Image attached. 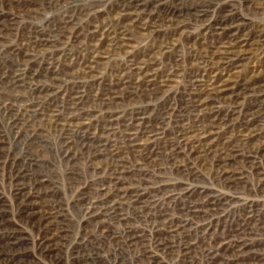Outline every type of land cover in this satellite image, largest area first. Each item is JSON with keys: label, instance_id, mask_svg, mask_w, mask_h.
Listing matches in <instances>:
<instances>
[{"label": "rangeland", "instance_id": "1", "mask_svg": "<svg viewBox=\"0 0 264 264\" xmlns=\"http://www.w3.org/2000/svg\"><path fill=\"white\" fill-rule=\"evenodd\" d=\"M121 1L0 0V264H264V98L249 93L204 112L189 105V91L206 79L198 58L204 29L232 13L253 36L264 24L261 0L156 3L154 16L207 3L199 18L163 31L170 43L164 54L160 39L142 31L129 32L119 52L104 49L107 24L123 14ZM98 40L100 55L88 72L86 44ZM262 51L250 53L239 80L264 81ZM143 60L158 76L178 72L156 97L121 96L137 83L149 88L127 71ZM72 100L89 116L76 119ZM181 129L205 138L175 147ZM147 130L156 132L155 142L143 144ZM134 131L142 150L131 147ZM204 144L214 151L205 155ZM219 152L233 156L219 165ZM187 204L210 209L191 213Z\"/></svg>", "mask_w": 264, "mask_h": 264}, {"label": "bare ground", "instance_id": "2", "mask_svg": "<svg viewBox=\"0 0 264 264\" xmlns=\"http://www.w3.org/2000/svg\"><path fill=\"white\" fill-rule=\"evenodd\" d=\"M22 1H25L27 5L30 4V2H33V0H19V3L21 4ZM47 1H52V0H47ZM162 0H122L121 1V11L123 14H119V17L113 19L108 25L106 29V34L110 35V38L108 37V47L104 49H108V52L111 53H116L122 50L124 46H128L127 44V37L129 32H139L142 31L145 37L153 39L155 42L157 38L160 39L158 42L157 47H158V52L164 54L169 52L170 49V43L168 41V38L163 34V31L165 29H168L169 27H173L174 29H177L182 23L185 24V21L188 20L186 19L187 16L191 19V17L194 18H199L200 13H202L206 4L202 3L201 5H197V2H194L193 4L196 5L194 7H187L185 10L179 11L172 9L170 12V9L167 7L165 8V12L162 16H154L150 13V11L158 6V4ZM205 1V0H204ZM17 2V1H16ZM162 3V2H161ZM190 3V2H189ZM185 4V3H184ZM215 4V3H214ZM261 5V7L264 9V0H261L260 3H257ZM256 4V5H257ZM182 6V5H181ZM182 8V7H181ZM213 9V8H211ZM203 10V11H202ZM222 10V9H221ZM225 10V9H224ZM153 11V10H152ZM157 11V10H156ZM214 11V10H212ZM232 12V10H230ZM154 12V11H153ZM94 15V14H93ZM122 15V17H120ZM219 16V14H218ZM214 17V16H213ZM129 20H126L128 19ZM193 18V19H194ZM207 19V18H206ZM209 19V18H208ZM111 20V19H110ZM192 21V20H190ZM199 21V20H198ZM207 21V20H206ZM209 21V20H208ZM241 19L232 13H229V15L222 14L218 19H216L213 23H210L206 29V32L204 34H207L205 38L207 40L206 45L202 49V53L199 55V59L202 62L204 73H202L200 76L202 78H206L204 83L201 85L194 84L195 91L191 92L189 91V95L191 96L189 105L196 111V112H204V110L213 104H216L218 102H236V99L239 97H242L243 95H247L249 93L255 95V99H263L264 98V81H257L253 80L251 81L254 76H252L249 80V78L245 81L239 80V76L241 74V70L243 71V68L247 66L248 59L250 58L249 55L252 53L254 48L260 47L263 49L262 52H264V24L259 27V30L256 31V33H253V36L250 34L249 30L248 32H243L241 29L242 23H240ZM207 23V22H206ZM259 24V23H257ZM247 25V24H246ZM185 25H183L184 27ZM249 26V25H248ZM188 27V26H187ZM203 27V26H201ZM252 27V26H251ZM250 28V27H249ZM203 30V31H204ZM170 31V30H169ZM208 31V32H207ZM71 32V31H70ZM186 32V30L184 31ZM140 33V32H139ZM166 33V32H165ZM90 34V33H89ZM103 34V33H102ZM163 34V35H162ZM199 34V33H198ZM203 34V35H204ZM85 35V34H84ZM130 35V34H129ZM39 36V35H38ZM86 36V35H85ZM89 36V35H88ZM87 36V37H88ZM165 36V39L163 37ZM170 36V35H169ZM188 36V35H187ZM197 36V35H196ZM94 37V36H93ZM101 37V36H100ZM130 37V36H129ZM171 37V36H170ZM95 38V37H94ZM131 38V37H130ZM181 38V37H180ZM86 39V38H85ZM173 39V38H172ZM183 39V38H182ZM130 40V39H129ZM189 41V40H188ZM48 42V41H47ZM155 42V43H156ZM180 42V41H179ZM187 42V41H186ZM178 43V42H177ZM205 43V42H204ZM100 44H102L101 40H98L96 44L92 43L89 45L86 44V46L91 50V52L88 54L90 59H86L87 64L85 65L86 71L89 72V70L92 68L93 64L96 62V58L100 55L99 50L97 48H100ZM138 44V43H137ZM152 44V43H151ZM176 44V43H175ZM130 45V44H129ZM80 46V45H79ZM193 46V45H192ZM137 47V46H136ZM156 47V48H157ZM173 47V46H172ZM141 48V47H140ZM153 49V48H152ZM102 50V49H101ZM193 50V48H192ZM260 50V49H257ZM130 51V50H129ZM157 51V50H156ZM173 51V50H172ZM256 51V50H255ZM261 52V53H262ZM104 53V52H103ZM143 53V52H140ZM87 54V53H86ZM127 54V53H126ZM135 53H133L134 55ZM170 54V53H168ZM263 54V53H262ZM87 55V56H88ZM141 55V54H140ZM192 55V54H191ZM104 56V55H103ZM156 56V55H155ZM260 56V54H259ZM105 57V56H104ZM254 57V56H253ZM171 58V57H170ZM176 58V57H175ZM159 59V58H158ZM161 59V58H160ZM172 59V58H171ZM197 59V58H196ZM177 61L176 59H174ZM98 61V60H97ZM143 60L141 63H135L134 66H129L127 67L129 71V77L135 76V79L142 80L148 84L149 88H144V89H139L136 84V86H127L123 88L120 92H123V95H127V97H130L131 95H138L139 97L142 98H152L156 97L157 94H161L169 84L171 80L172 75H176L175 73L178 72V69L174 68L170 70H166L168 73L166 74H160L158 76L157 72H155L153 69H150V66L147 62H144ZM170 61V60H169ZM197 61V60H196ZM131 62V61H130ZM138 62V61H137ZM153 62V61H152ZM171 62V61H170ZM182 62V61H181ZM124 63V62H123ZM133 63V62H132ZM184 64V63H183ZM196 64V63H195ZM262 68L264 69V63H261ZM178 65V64H177ZM201 65V64H200ZM253 65V64H252ZM126 66V65H125ZM128 66V65H127ZM162 66V65H161ZM165 66V65H164ZM176 66V65H175ZM181 66V64H180ZM183 66V65H182ZM197 66V65H196ZM82 67V66H81ZM96 67V66H95ZM170 67V66H169ZM202 67V66H201ZM184 68V67H183ZM197 68V67H196ZM200 68V67H199ZM84 69V67H83ZM158 69V68H157ZM161 69V68H160ZM183 70V69H181ZM209 70V71H208ZM247 70V69H246ZM196 71V70H195ZM75 72V71H74ZM194 72V71H193ZM253 70H251V73ZM47 73V72H46ZM196 73V72H194ZM206 73V74H205ZM260 73V72H259ZM255 74V73H254ZM127 75V74H126ZM247 75V74H246ZM250 75V74H249ZM192 76V75H191ZM76 77V76H75ZM242 77V76H241ZM248 77V76H247ZM88 78V77H87ZM196 78V77H195ZM159 79V80H157ZM245 79V78H244ZM201 80V79H200ZM237 80V81H236ZM195 81V80H194ZM132 83V82H131ZM118 85V84H117ZM127 85V84H126ZM173 85V84H172ZM192 85V84H191ZM101 86V84H100ZM123 86V85H122ZM105 87V86H104ZM170 87V86H169ZM172 87V86H171ZM185 87V86H184ZM183 87V89H184ZM48 88V87H47ZM115 88V87H114ZM41 89V88H40ZM52 89V88H51ZM170 89V88H169ZM36 90V89H35ZM118 90V89H117ZM166 90V89H165ZM164 90V91H165ZM42 91V90H41ZM185 91V90H184ZM113 92H115L113 90ZM51 93V92H49ZM53 93V92H52ZM51 93V94H52ZM102 94V93H101ZM116 94V93H115ZM164 94V93H163ZM170 94V93H169ZM187 94V93H186ZM54 95V94H53ZM52 95V96H53ZM104 97L110 98V95L103 94ZM113 96V94H112ZM111 96V97H112ZM56 97V96H54ZM53 97V98H54ZM74 98V97H73ZM72 98V99H73ZM99 98V97H98ZM189 98V97H188ZM105 99V98H104ZM136 99V98H135ZM248 99V98H247ZM156 100V99H155ZM187 100V99H185ZM255 100V101H256ZM159 101V100H158ZM252 101V100H251ZM104 102V101H103ZM153 102V101H152ZM263 102V101H262ZM72 107L74 109L80 110V115L76 116V119H83V115L89 116L90 112L87 113V109L81 106H77V101L72 100ZM101 103V102H100ZM140 104V103H139ZM149 104V103H148ZM135 105V104H133ZM187 105V104H186ZM109 106V105H108ZM140 106V105H139ZM163 106V105H162ZM221 106V105H220ZM223 106V105H222ZM101 107V106H100ZM112 107V106H111ZM131 107V106H130ZM215 107V106H214ZM213 107V108H214ZM227 107V105H226ZM188 108V107H187ZM131 109V108H130ZM166 109V108H165ZM218 109V108H217ZM228 109V108H227ZM241 109V108H240ZM211 110V109H210ZM222 110V109H221ZM238 110V109H237ZM256 110V109H255ZM83 111V112H82ZM114 111V110H113ZM188 111V110H187ZM217 111V110H216ZM232 111V110H231ZM228 112L224 114V120L226 121V117H229L232 115L231 113ZM235 111V110H234ZM72 112V111H71ZM79 112V111H78ZM103 112V111H102ZM118 112V111H117ZM130 112V111H129ZM141 112V111H139ZM138 111H135L131 113V115H139L140 113ZM143 112V111H142ZM236 112V111H235ZM240 112V111H238ZM247 112V111H246ZM263 112V111H262ZM73 113V112H72ZM83 113V114H82ZM107 113V112H106ZM180 113V112H179ZM191 113V112H190ZM193 113V112H192ZM208 113V112H207ZM55 115L57 113H54ZM54 115V116H55ZM120 115V114H119ZM173 115V114H172ZM191 115V114H190ZM249 115V116H248ZM109 116V115H108ZM188 116V115H187ZM217 116V115H216ZM215 116V117H216ZM245 116L250 117L251 114H245ZM264 116V115H263ZM102 117V116H101ZM111 117V115H110ZM189 117V116H188ZM205 117V116H204ZM74 118V119H75ZM136 122L142 120V117H135ZM180 118V117H179ZM212 118V117H211ZM222 118V119H223ZM230 118V117H229ZM252 118V117H251ZM254 118V117H253ZM69 122V124H72L73 122L71 121L72 116H69L66 118ZM88 119V118H87ZM193 119V118H192ZM233 119V118H232ZM241 119V118H240ZM258 119V118H257ZM177 120V119H176ZM190 120V119H189ZM223 120V121H224ZM250 120V119H249ZM208 121V120H207ZM240 121V120H239ZM243 121V120H242ZM199 122V120H198ZM221 122V121H220ZM135 123V122H134ZM219 123V122H218ZM176 124V123H175ZM188 124V123H187ZM232 124V123H231ZM247 124V123H246ZM65 125V124H64ZM74 125L77 126H85L83 122H79V120L74 122ZM210 125L209 123L206 124ZM227 125V124H226ZM181 126V125H180ZM205 124H201L202 131L205 130L204 132H208ZM255 126V125H254ZM139 127V126H138ZM234 127V126H233ZM250 127V126H249ZM260 127V126H259ZM232 128V127H231ZM262 128V127H261ZM140 129V128H139ZM149 129V128H148ZM195 129V128H194ZM223 129V128H222ZM233 129V128H232ZM237 129V128H236ZM132 130H137V128H134L132 126ZM143 130V129H142ZM219 131L221 130L220 128L218 129ZM248 130V129H247ZM94 131V130H93ZM200 131V130H199ZM233 131V130H232ZM260 131V130H259ZM263 131V130H262ZM135 134L128 133V136L130 138L131 147L133 148H138V150H142L143 146H140L137 142V136L138 133L134 131ZM179 134L177 135L178 137V144L175 145V147H179L180 145L186 146L188 143L193 145L196 143L198 139H203L205 137L199 136L193 140L192 136L187 135V132L183 129L178 131ZM195 132V131H194ZM214 132V131H213ZM203 133V132H202ZM205 133H203L205 136ZM235 133V132H234ZM144 136L143 138L145 139V143L143 144H148V143H153L155 142V135L156 132L154 133L153 130H147L146 132L143 133ZM208 134V133H207ZM227 134V133H226ZM36 135V134H35ZM193 135V134H192ZM258 135V134H257ZM170 136V135H169ZM244 136V135H243ZM246 136V135H245ZM251 136V135H250ZM217 137V135L215 136ZM249 137V136H248ZM258 137V136H257ZM126 138V137H125ZM140 138V137H139ZM231 138V137H229ZM237 138V137H236ZM259 138V137H258ZM158 139V138H157ZM256 139V138H255ZM165 141V140H164ZM171 141V140H170ZM221 141V140H220ZM249 141V140H248ZM201 142V141H200ZM207 142V141H206ZM198 143V141H197ZM215 143V142H214ZM220 143V142H219ZM227 143V142H226ZM236 143V142H235ZM234 143V144H235ZM174 144V143H173ZM153 145V144H152ZM167 145V144H166ZM205 145V144H204ZM227 146V145H226ZM230 146V145H229ZM238 146V145H237ZM244 146V145H243ZM157 147V146H156ZM145 148V147H144ZM175 149V148H174ZM202 149V148H201ZM168 150H170L168 148ZM186 150V149H185ZM224 150V149H223ZM229 150V149H228ZM113 151V150H112ZM177 151V150H176ZM179 151V150H178ZM198 151V150H197ZM214 151V145L209 144L204 146V151L203 153L205 155H209ZM246 151V150H245ZM251 151V150H250ZM191 152V151H190ZM223 152V151H222ZM253 152V151H252ZM261 154L262 156L264 155V139L261 141ZM220 153V152H219ZM230 153V156H233L231 152H224L220 153L218 156V159L216 162H218L219 165H225L227 163L226 156H228ZM195 154V153H194ZM198 154V153H197ZM204 154H202L204 156ZM256 154V152H255ZM253 153V155H255ZM202 156V158H203ZM198 157V156H197ZM258 157V156H257ZM140 158V157H139ZM229 159V158H228ZM242 159V158H241ZM261 160V159H259ZM257 161V160H256ZM182 165V164H181ZM257 165V164H256ZM261 165V164H260ZM111 166V165H110ZM184 166V165H183ZM190 166V165H189ZM186 167V166H185ZM221 168V167H220ZM223 168V167H222ZM135 169V168H134ZM264 169V168H263ZM222 170V169H221ZM227 170V168H226ZM218 171V170H217ZM230 171V170H229ZM236 172V171H235ZM117 173V172H116ZM242 174V173H241ZM221 176V175H220ZM218 177V176H217ZM222 178L224 180H229L233 181V176H230L225 173V171L222 172ZM126 179V178H125ZM241 179V178H240ZM263 179V178H262ZM259 180V179H258ZM36 183V182H35ZM22 187V186H21ZM19 188V187H18ZM17 188V189H18ZM188 188V187H187ZM35 189V188H34ZM182 192V191H181ZM180 192V193H181ZM21 193V192H20ZM137 193V192H136ZM179 193V192H178ZM131 195V194H130ZM40 196V195H39ZM138 196V195H137ZM141 196V195H140ZM208 196V195H207ZM136 198V197H135ZM215 200V199H214ZM99 201V200H98ZM137 201V200H136ZM213 202V201H212ZM217 202V201H216ZM32 203L34 204V201L31 202V207ZM194 203V202H193ZM202 203V202H201ZM208 205V204H207ZM207 205H199V204H187L188 207L186 209L191 212V213H197V211H207L208 208ZM140 206V205H139ZM143 206V205H142ZM115 207V206H114ZM118 207V206H117ZM120 207V206H119ZM138 207V206H137ZM207 207V208H206ZM202 208H206L203 210ZM32 214H34V211H31ZM91 213V212H90ZM116 213V212H115ZM164 214V213H163ZM198 214V213H197ZM126 215V214H125ZM193 215V214H192ZM165 221V220H164ZM163 221V222H164ZM242 228V227H241ZM212 237V236H211ZM232 241V240H231ZM228 243V242H227ZM225 244V243H224ZM222 244V245H224ZM245 244V243H244ZM218 246V245H217ZM216 246V247H217ZM221 246V244H220ZM218 250V249H217ZM257 252V251H256ZM262 252V251H261Z\"/></svg>", "mask_w": 264, "mask_h": 264}]
</instances>
